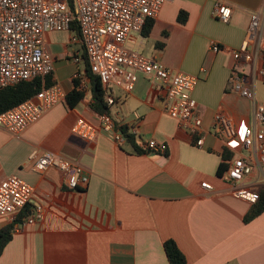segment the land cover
<instances>
[{
  "label": "crops",
  "instance_id": "obj_1",
  "mask_svg": "<svg viewBox=\"0 0 264 264\" xmlns=\"http://www.w3.org/2000/svg\"><path fill=\"white\" fill-rule=\"evenodd\" d=\"M217 2L231 9L226 22L213 16ZM261 9L264 0H171L152 19L148 36L133 34L127 41L128 50L197 79L191 96L205 132L200 148L167 115L162 90L145 76L138 75L128 93L110 85L115 103L108 106L109 114L127 130L136 129V149L140 139H153L166 145L163 155L135 152L131 144L117 145L101 132L93 141L71 133L78 120L98 130V114L91 107L83 50L78 39L72 41L76 32L48 33L53 84L66 96L78 71L87 90L73 105L65 99L17 136L0 129V181L15 175L33 188L18 218L35 203L43 207L40 222L12 231L0 264H169L166 240L176 243L186 264H264V211L244 221L253 203L237 198L234 186L219 179V166L231 154L212 131L218 111L235 123L251 124L254 104L264 107V83H253L249 68L244 67L242 82L253 100L228 88L231 50L243 42L250 12ZM180 11L186 14L184 23L178 21ZM212 43L221 49L212 52ZM33 148L78 161L88 176L86 188L66 189L53 168L34 171V161L27 159ZM246 183L258 193L264 166ZM8 224V216L0 215V231Z\"/></svg>",
  "mask_w": 264,
  "mask_h": 264
},
{
  "label": "built area",
  "instance_id": "obj_2",
  "mask_svg": "<svg viewBox=\"0 0 264 264\" xmlns=\"http://www.w3.org/2000/svg\"><path fill=\"white\" fill-rule=\"evenodd\" d=\"M171 0H0V90L19 82L42 79L40 91L29 99L0 113V129L17 136L40 120L54 106L65 100V92L59 84L45 87L43 77L52 74L54 62L46 50V35L50 32L70 31L72 22L78 27L77 39L84 48L85 58L92 74L99 78L107 106L114 105L110 85L131 92L138 75L149 84L162 90V107L175 119L179 128L191 137L195 147H202L205 132L191 93L196 78L174 71L160 62L145 57L138 51L125 47L133 34H140L147 20L155 19L165 2ZM231 9L215 3L214 18L226 22ZM221 48L212 43L214 53ZM233 72L228 88L241 97L253 100L251 90L243 85L244 67L249 68L252 82L264 83V9L250 12L249 24L239 48L231 50ZM79 57L73 58L78 64ZM204 72V71H203ZM80 81V89L87 84L80 72L73 75ZM98 130L82 120L71 128V133L87 141H93L98 132L107 134L117 145L126 143L122 124L110 114L98 115ZM213 134L231 154L219 179L234 186L233 194L240 199L255 203L258 193L249 188L246 179L264 166V107L254 104L251 124L235 123L222 111L214 115ZM127 134L136 136L134 127ZM138 148L144 152L163 155L166 145L153 139H140ZM34 161L33 170L44 173L53 168L61 173L66 189H84L88 176L83 166L46 151L33 148L28 154ZM210 190L207 183L201 184ZM33 188L15 175L0 181V215L8 216L12 231L43 219V207L35 203L28 215L19 214L31 201Z\"/></svg>",
  "mask_w": 264,
  "mask_h": 264
},
{
  "label": "trees",
  "instance_id": "obj_3",
  "mask_svg": "<svg viewBox=\"0 0 264 264\" xmlns=\"http://www.w3.org/2000/svg\"><path fill=\"white\" fill-rule=\"evenodd\" d=\"M69 6L71 7V0H67ZM185 13L183 11L179 12L178 21L180 23L185 22ZM153 21L151 19L147 20L144 24L141 35L146 37L149 35ZM70 29L76 32V36L79 37V30L75 22H72L70 25ZM80 48L83 50L84 59H83V67L85 76L89 80V90L92 96V110L99 114L107 113L109 114L108 106L104 101V90L100 84L99 78L92 74L89 66L87 64L84 48L80 43ZM43 83L45 87L53 85V81L51 80V74L45 75L43 77ZM42 86V79L36 78L31 81L19 82L15 85L8 86L4 89L0 90V113L6 111L19 103L29 99L30 97L37 94ZM84 96V91L80 89V81L78 79H73V88L72 90L65 96L66 101L69 105H73L76 101L82 99ZM122 132L125 135L126 143H129L133 146L135 152H140V150L136 149L134 145V137L130 134H127V128L122 125ZM226 159V158H225ZM226 165L221 164L218 169V176L220 172L224 170ZM264 211V187L259 189L258 191V199L255 203H253L249 212L246 213L244 217V221L248 222L261 214ZM12 233V224H8L0 231V254L11 237ZM163 249L165 252L166 259L169 264H186V260L184 255L178 249L176 243L172 240H166L163 243Z\"/></svg>",
  "mask_w": 264,
  "mask_h": 264
},
{
  "label": "rangeland",
  "instance_id": "obj_4",
  "mask_svg": "<svg viewBox=\"0 0 264 264\" xmlns=\"http://www.w3.org/2000/svg\"><path fill=\"white\" fill-rule=\"evenodd\" d=\"M80 50V49H79ZM146 50V49H145Z\"/></svg>",
  "mask_w": 264,
  "mask_h": 264
}]
</instances>
